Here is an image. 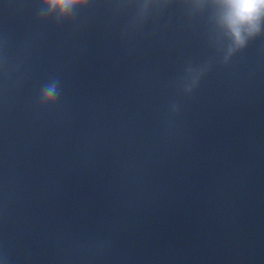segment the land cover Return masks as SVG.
Instances as JSON below:
<instances>
[{"label": "water", "instance_id": "obj_1", "mask_svg": "<svg viewBox=\"0 0 264 264\" xmlns=\"http://www.w3.org/2000/svg\"><path fill=\"white\" fill-rule=\"evenodd\" d=\"M184 264H264V69L216 171Z\"/></svg>", "mask_w": 264, "mask_h": 264}, {"label": "clouds", "instance_id": "obj_2", "mask_svg": "<svg viewBox=\"0 0 264 264\" xmlns=\"http://www.w3.org/2000/svg\"><path fill=\"white\" fill-rule=\"evenodd\" d=\"M173 0H134L132 27L140 28L148 20L150 13L164 9ZM191 15L209 12L211 25L210 39L221 56L220 62L228 64L231 58L245 49L249 42L264 36V0H175ZM38 22L51 20L56 25L73 21L76 16L88 9L92 0H38ZM121 7L126 8L127 5ZM212 60L194 66L189 63L179 78V86L184 94L190 95L203 76L210 70ZM60 98L59 78L45 82L40 89L37 104L39 107L54 106ZM170 110L179 111V105L173 103ZM7 264V257L2 258Z\"/></svg>", "mask_w": 264, "mask_h": 264}]
</instances>
